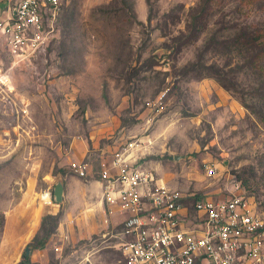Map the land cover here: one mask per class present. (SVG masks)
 <instances>
[{"label": "rangeland", "instance_id": "1", "mask_svg": "<svg viewBox=\"0 0 264 264\" xmlns=\"http://www.w3.org/2000/svg\"><path fill=\"white\" fill-rule=\"evenodd\" d=\"M17 59L0 40V264L25 247L28 264H124L76 184L99 188L136 138L135 163L171 187L241 193L264 218V0H63L51 40Z\"/></svg>", "mask_w": 264, "mask_h": 264}, {"label": "built area", "instance_id": "2", "mask_svg": "<svg viewBox=\"0 0 264 264\" xmlns=\"http://www.w3.org/2000/svg\"><path fill=\"white\" fill-rule=\"evenodd\" d=\"M0 1V40L14 58L51 40L63 0ZM144 146L139 138L127 142L98 172L103 222L122 216L117 247L124 264H264V218L245 195L195 198L191 218L186 193L135 163ZM69 169L77 177L89 173L83 161ZM216 172L205 165L207 175Z\"/></svg>", "mask_w": 264, "mask_h": 264}, {"label": "crops", "instance_id": "3", "mask_svg": "<svg viewBox=\"0 0 264 264\" xmlns=\"http://www.w3.org/2000/svg\"><path fill=\"white\" fill-rule=\"evenodd\" d=\"M3 6H4V3L2 1H0V12L2 11ZM97 183L99 184L98 181H97ZM76 186H77V190L82 189L83 194L86 195V198L84 197L78 203L80 206L79 210H82L87 205L91 206V207H87V208L85 207L82 210L84 213L83 216L86 217L87 220H90V218L96 217V215L102 217L103 214H102L101 207L99 205V200L97 201V203H96V201L94 202L92 200L93 194H98L100 197V188H94V187L88 186L86 184H81V183L76 184ZM69 193H70L69 187H67L66 194L65 195L62 194V196L66 198V197H68ZM65 198H64V200H65ZM68 211H69V209H67V207H66L63 210L62 214L65 216L68 213ZM121 219H122L121 215H119V214L113 215L111 218L110 224L114 223V225H116L120 228L121 227V224H120ZM45 238L46 237H43L42 240H44ZM30 250H31V248H30Z\"/></svg>", "mask_w": 264, "mask_h": 264}, {"label": "water", "instance_id": "4", "mask_svg": "<svg viewBox=\"0 0 264 264\" xmlns=\"http://www.w3.org/2000/svg\"><path fill=\"white\" fill-rule=\"evenodd\" d=\"M174 159H177L178 156H174ZM62 194H63V183L61 180H57V182L54 184L52 189V198L56 203H59L62 200ZM30 252L29 247H25L24 254L28 255Z\"/></svg>", "mask_w": 264, "mask_h": 264}, {"label": "trees", "instance_id": "5", "mask_svg": "<svg viewBox=\"0 0 264 264\" xmlns=\"http://www.w3.org/2000/svg\"><path fill=\"white\" fill-rule=\"evenodd\" d=\"M196 197L197 196H188V197H185L184 200H183V203L186 206L188 215H191V216L193 215L194 211H193V208H192V203L194 202V199ZM38 246H43V240H41V242L39 243ZM28 263H29V256L23 254L22 261L19 264H28Z\"/></svg>", "mask_w": 264, "mask_h": 264}, {"label": "bare ground", "instance_id": "6", "mask_svg": "<svg viewBox=\"0 0 264 264\" xmlns=\"http://www.w3.org/2000/svg\"><path fill=\"white\" fill-rule=\"evenodd\" d=\"M4 78H5L4 75H0V82H2Z\"/></svg>", "mask_w": 264, "mask_h": 264}]
</instances>
